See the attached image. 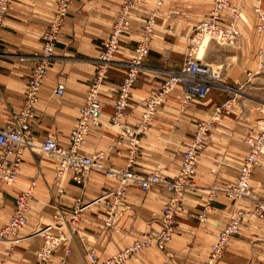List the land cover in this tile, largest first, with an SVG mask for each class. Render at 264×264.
<instances>
[{"label": "crops", "instance_id": "obj_1", "mask_svg": "<svg viewBox=\"0 0 264 264\" xmlns=\"http://www.w3.org/2000/svg\"><path fill=\"white\" fill-rule=\"evenodd\" d=\"M159 1L162 4L158 7ZM57 2L12 0L0 38V96L3 99L0 125L13 122L22 107L35 65L30 57L43 47V36L52 21ZM214 3L215 0H145L132 9V27L121 36L117 62L102 86L107 97H101L102 123L92 127L81 147L82 153L92 155L105 151L106 161L110 164L127 166L130 146L128 141L120 139L116 125L111 123L114 109L113 104L109 103V96L115 100L118 95V88L128 69L123 61L135 56L145 34L144 21L150 12H157V27L150 41V52L133 86L131 108L122 119L130 125H136L141 120L144 98L162 82L168 70L181 68L188 39L198 23L208 17ZM121 4L122 0H73L63 34L56 45V58L40 91L32 130L37 142L51 136L61 144L70 143V133L79 119V110L85 104L95 75L97 58ZM244 20L249 21V18ZM59 84L65 85L62 95L56 94ZM181 97V88H175L167 102L159 108L148 130L139 135V152L133 164L136 171L160 170L165 177L174 178L182 164V155L177 157L178 148L175 147L181 136L195 135L201 121L197 117L208 114L210 109L221 103L213 97L212 107L202 109L195 100L184 106ZM179 105L188 111L181 114ZM220 124L198 162L195 179L201 186V192L187 193L183 199L172 241L165 250L151 247L124 264H203L223 226L238 210H244L248 216L255 207V202L250 198L235 201L225 192H213L211 189L236 182L248 151L243 142L246 127L238 116H224ZM56 176L54 158L26 148L18 183L0 187V228L12 216L21 188L30 186L32 182L36 185L26 226L30 223L31 230V227L41 225L37 231L52 223L45 221V218H51L58 209L70 218L73 204L79 196L88 202L115 185L114 180L97 170L91 171L83 184L74 181L69 173L64 180L65 193L58 203L54 187ZM253 179L264 183V165L255 168ZM253 190L264 196L263 188ZM210 192L211 196L208 194ZM126 193L117 222L121 227L119 232L124 231V234L118 233L119 237L115 238V233L104 230L106 211L102 202L91 206L80 220V231L86 240L83 242L76 236L71 244L69 259L72 264H89L87 247L90 246L95 248L102 263L112 256L110 252L114 249H124L132 244L140 232L160 228L154 218L162 212L167 202L163 188L154 186L144 191L131 185ZM201 215L205 216L204 219ZM25 227L20 234L23 241L11 254H6L8 244L0 245V264H37L36 254L44 238L42 234L30 235ZM37 236L42 237L41 242L34 240ZM62 256L63 247L54 253L49 264H58ZM219 264H264V217L245 220Z\"/></svg>", "mask_w": 264, "mask_h": 264}, {"label": "built area", "instance_id": "obj_2", "mask_svg": "<svg viewBox=\"0 0 264 264\" xmlns=\"http://www.w3.org/2000/svg\"><path fill=\"white\" fill-rule=\"evenodd\" d=\"M144 1L122 0L115 23L105 38L103 49L97 58L95 75L87 92L85 104L79 110V119L70 133L69 144H61L51 136L37 142L32 135V130L43 81L56 58V45L63 34V26L73 0H58L52 21L43 36V47L40 52L30 57L34 59L35 65L28 81L22 107L13 122L0 125V182L3 184L14 185L17 183L26 148L54 158L57 175L55 181L57 201L58 199L61 201L63 198L64 180L69 173L72 174V179L80 184L86 182L89 173L93 170L105 171L107 176L115 181L113 188L88 202L83 196H79L73 204L70 218L58 209L59 211L54 215V221L40 230L44 242L36 254L37 264H49L54 253L61 247H63V256L58 264H72L69 257L72 253L71 244L75 240V236H78L83 242L86 240L80 231L81 216L85 210L95 204L102 202L105 206L104 230L109 233L120 231L121 227L117 225L118 213L127 189L131 185H136L144 191H149L154 186L163 188L167 202L162 212L154 218L160 224V228L140 232L132 244L102 263L99 261L95 248L87 247L89 264H124L131 257L150 247L165 250L176 233L177 214L183 199L189 191L198 188L195 179L198 159L211 137L215 121L223 112L229 114L232 111L231 100H228L223 105L215 107L214 116L211 119L198 123L194 137L182 153V164L174 178L169 179L156 170L142 173L133 168L140 147L139 135L148 130L159 108L167 102L175 88H181V100L183 105L187 106L194 100L206 102L212 89L222 80V66H215L198 57V50L203 42L217 40L223 43H234L242 35L240 23L242 22L243 0H215L208 17L203 18L194 29L181 68L168 70L162 82L144 98L141 120L136 125H130L123 122L122 119L131 108L133 86L138 80L144 61L150 52V41L157 27V12L153 11L144 21L145 34L135 56L129 61H123L128 69L113 103L111 123L120 126V139L126 138L130 146L127 166L107 168L105 151H99L92 155L81 152V147L87 135L92 131V127L102 123L101 91L103 83L108 72L117 62L116 54L120 47L121 36L132 27V9ZM255 1L257 2L255 12L258 16L257 30L263 33L262 0ZM11 3L12 0H0V38L6 25ZM161 4L162 1H159L158 7ZM257 55L258 67L259 70H262L264 69V47L259 48ZM251 74L250 72L249 75ZM64 91L65 85L59 84L56 94L62 95ZM2 104L3 99L0 96V109ZM245 141L248 151L239 168L235 184L219 190L225 192L229 198L235 201L250 198L255 202V207L249 211L248 216L244 210H238L233 218L223 226L216 241L211 244L208 257L203 264H219L232 237L240 232L245 220L264 216V197L253 192L252 184L254 170L263 160L264 126L257 135L248 134ZM35 185L36 183L32 182L30 186L21 188L12 216L0 228V245L8 244L6 254H11L24 239L20 234L28 221ZM214 191L215 188H213ZM200 217L204 219L205 216L201 215Z\"/></svg>", "mask_w": 264, "mask_h": 264}, {"label": "rangeland", "instance_id": "obj_3", "mask_svg": "<svg viewBox=\"0 0 264 264\" xmlns=\"http://www.w3.org/2000/svg\"><path fill=\"white\" fill-rule=\"evenodd\" d=\"M256 4L257 2L254 0H243L242 2L243 18H242V22L240 23L242 35L236 42L223 43L217 40H212V41L208 40L207 42L204 43L202 49L203 53L201 54L200 58H202L205 62L211 63L215 66L217 65L222 66V80L212 89L206 102H200L198 100L197 101L195 100V103L202 109L212 107L213 103L211 102V99L213 97H215L217 101L221 102L219 103V106L223 105L228 100H231L230 103H232V111L229 114L223 112L222 115L219 117V119L215 121L213 130L211 132V137H209V140L206 145H208L209 141L215 137L214 134L216 133V129L218 126L219 127L221 126L220 123L224 116H232V117L238 116L239 120L242 121V123L246 127L243 134L244 136L243 142L247 150H248V146L245 141L247 135L248 134L257 135L264 126V69L259 70L258 55H257L259 48L264 47V32L260 34L257 31L258 16L255 12ZM261 5L264 9L263 0L261 2ZM245 14L248 16L249 21L244 20V19H248L245 18L246 17ZM189 43H190V38L188 39V44ZM250 72L252 73L251 75H249ZM141 73L142 70L140 74ZM233 89H238L239 91ZM103 90L104 87H102V91H101L102 96H104L105 93V91ZM109 97H110L109 103L110 105H112L115 100L111 96ZM116 97L117 96H115V98ZM104 98L106 99L107 97L104 96ZM215 107L213 109H210L208 114L201 115L200 117L198 116L197 120H199V118H201V121L211 119L212 116H214ZM179 109L181 114L186 113L188 111V109L182 107V105H179ZM115 130L121 132L120 126L116 125ZM193 137L194 134H192L191 136H183V135L181 136V140H179L178 145L175 146L176 148H178L177 157L182 155L183 151L186 149L187 144L192 140ZM124 140L128 141L126 138ZM205 149L206 146L203 152L205 151ZM36 153L40 155H45L40 152H36ZM262 155H263V164L260 166L264 165V151ZM201 157H203L202 154L199 156L198 162L201 160ZM105 165L107 168L114 166L106 160H105ZM256 167H258V165ZM156 171L160 172V170H156ZM100 172L104 173L107 176L105 171H100ZM146 172H150V171L147 170ZM197 184H198V188L189 191L188 192L189 194H192L197 191L201 192V186L198 182ZM233 184L235 183L229 184L224 187L215 186V191H221L219 189L231 187ZM252 184H253V188L255 189L263 188V184L261 181H257L253 179ZM3 186L4 184L0 182V187ZM54 187H55V183H54ZM211 189L213 190V188ZM56 191H57V187H55V192ZM253 192L258 196L264 197L260 195L259 192L257 191L253 190ZM208 194L211 196L212 193L210 192ZM83 214L81 216V219L83 217ZM258 217H264V216H258ZM45 221L53 222L54 215L51 218L49 217L45 218ZM40 227L41 225L35 227L33 226L31 227V230H29L30 228V223H29L25 227V229L29 231L30 235H32L33 233L39 235L41 234V231L40 230L37 231V229H40ZM114 233H115L114 235H116L115 238H118L119 235L117 234L121 233L122 235V233L124 234V231L123 232L115 231ZM138 236L139 235H137V237ZM41 238L42 237L37 236L34 238V240L41 242L42 241ZM93 238L94 237H92V240ZM122 249L123 248L114 249V251L110 252V255H114Z\"/></svg>", "mask_w": 264, "mask_h": 264}, {"label": "bare ground", "instance_id": "obj_4", "mask_svg": "<svg viewBox=\"0 0 264 264\" xmlns=\"http://www.w3.org/2000/svg\"><path fill=\"white\" fill-rule=\"evenodd\" d=\"M242 18H243V11H242ZM208 40H205L204 42H203V44H202V46L199 48V50H198V57L200 58V56H201V54L203 53L202 51V49H203V46H204V43L205 42H207ZM117 60V59H116ZM233 90H236V91H239L238 89H233ZM263 164V160L261 161V163L258 165V166H260V165H262ZM169 244V243H168ZM151 248V247H150Z\"/></svg>", "mask_w": 264, "mask_h": 264}]
</instances>
